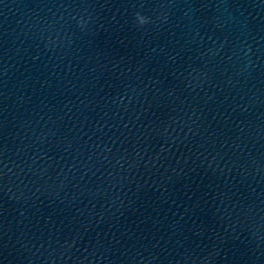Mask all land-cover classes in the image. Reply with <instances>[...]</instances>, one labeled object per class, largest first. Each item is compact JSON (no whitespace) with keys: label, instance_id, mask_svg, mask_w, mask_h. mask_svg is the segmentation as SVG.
<instances>
[{"label":"clouds","instance_id":"9594fccd","mask_svg":"<svg viewBox=\"0 0 264 264\" xmlns=\"http://www.w3.org/2000/svg\"><path fill=\"white\" fill-rule=\"evenodd\" d=\"M140 21H141V23H144V19L142 17L140 18Z\"/></svg>","mask_w":264,"mask_h":264}]
</instances>
